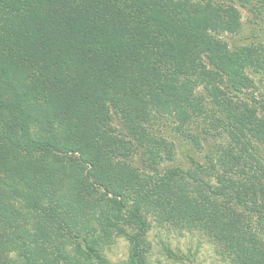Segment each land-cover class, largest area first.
<instances>
[{
    "label": "trees",
    "instance_id": "16d2710c",
    "mask_svg": "<svg viewBox=\"0 0 264 264\" xmlns=\"http://www.w3.org/2000/svg\"><path fill=\"white\" fill-rule=\"evenodd\" d=\"M251 2L0 0V264H148L150 216L264 264V42L223 39Z\"/></svg>",
    "mask_w": 264,
    "mask_h": 264
},
{
    "label": "rangeland",
    "instance_id": "374dc122",
    "mask_svg": "<svg viewBox=\"0 0 264 264\" xmlns=\"http://www.w3.org/2000/svg\"><path fill=\"white\" fill-rule=\"evenodd\" d=\"M256 0L245 8H240L241 30L236 35H223L224 41L233 48L240 45L264 42V8L258 7ZM255 7V10H253ZM255 77V100L264 105V75ZM169 121L158 125L159 134L169 141L174 140L175 165H186L185 154L189 151L201 157L208 149L194 150L175 135ZM185 159V161H184ZM138 162V160H136ZM171 162H166L169 165ZM150 226L146 240L150 245L148 264H230L218 254L215 245L199 230H175L158 226L154 217L148 218ZM101 255L110 262L120 263L128 257V242L122 237H113L103 244Z\"/></svg>",
    "mask_w": 264,
    "mask_h": 264
}]
</instances>
